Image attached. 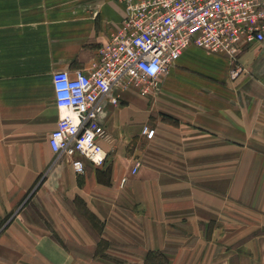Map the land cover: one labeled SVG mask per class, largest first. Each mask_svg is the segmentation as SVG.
Listing matches in <instances>:
<instances>
[{"label":"crops","instance_id":"obj_1","mask_svg":"<svg viewBox=\"0 0 264 264\" xmlns=\"http://www.w3.org/2000/svg\"><path fill=\"white\" fill-rule=\"evenodd\" d=\"M123 18L117 0H0V225L12 214L0 264H145L150 250L169 264H264V42L241 55L236 76L229 57L191 45L149 94L114 88L104 166L80 175L51 150L53 73L91 68ZM27 241L19 263L10 252Z\"/></svg>","mask_w":264,"mask_h":264},{"label":"built area","instance_id":"obj_2","mask_svg":"<svg viewBox=\"0 0 264 264\" xmlns=\"http://www.w3.org/2000/svg\"><path fill=\"white\" fill-rule=\"evenodd\" d=\"M117 1L124 5L122 26L98 48V61L87 70L53 73L59 119L49 146L80 175L87 164L107 162L102 140L109 134L101 115L107 100L119 103L114 88L149 94L191 45L229 57L236 76L241 55L264 42V0ZM142 134L152 140L156 129L145 124Z\"/></svg>","mask_w":264,"mask_h":264},{"label":"rangeland","instance_id":"obj_3","mask_svg":"<svg viewBox=\"0 0 264 264\" xmlns=\"http://www.w3.org/2000/svg\"><path fill=\"white\" fill-rule=\"evenodd\" d=\"M239 151H240L239 149H232V151L230 153V161L232 162V165H234L235 162L238 160V156H239V153H240ZM203 154L204 153H201V154L199 153V156H198L199 162L203 163L206 159L207 160H211L213 158H214V160H217L216 157H217L218 154H217L216 151L210 153L209 155H203ZM30 196H31L30 194L25 196L26 199L24 198L22 200V205H25V203L27 202L26 200H28L30 198ZM9 215H12V214H9ZM39 220H41L44 224H48L50 222V220L47 217H45V216L41 217ZM11 223H12V219H11V216H10L9 219L6 221V223L3 225V227L0 230V236L6 230V228H8L7 226H9ZM241 224H242V219L240 217H238L237 215H232L231 216V225H232V227H238ZM184 239H186V238H184ZM196 242H197V240H192L191 242H188V244L192 247L193 245L196 244ZM105 246H106V244H103L101 250H104ZM32 252H33V244L27 241V242H24L22 244V248H21V250L19 252L18 251L17 252H13L12 251V252H10V254L15 257L17 262L23 263L25 261V259L29 256V254L32 253ZM186 252L190 253V251H186ZM217 252H216V254H217ZM101 253H104V251L101 252ZM185 256L186 255H184V257ZM233 264H248V261L243 259V262L240 263V260H234Z\"/></svg>","mask_w":264,"mask_h":264},{"label":"trees","instance_id":"obj_4","mask_svg":"<svg viewBox=\"0 0 264 264\" xmlns=\"http://www.w3.org/2000/svg\"><path fill=\"white\" fill-rule=\"evenodd\" d=\"M80 211L92 222V225L94 228H96V230L98 232H101L102 230V225L100 224V221H98V219H96V217L89 212V210L87 208L84 207L80 208ZM11 215H8L2 222V224L0 225V230L3 227V225L6 223V221L9 219ZM103 244H106L105 239L100 238V240L98 241V253L103 252L104 250L102 249ZM103 256L106 257V254L103 253ZM170 260L168 255L163 252V251H154V250H150L147 253L146 259H145V264H169Z\"/></svg>","mask_w":264,"mask_h":264}]
</instances>
